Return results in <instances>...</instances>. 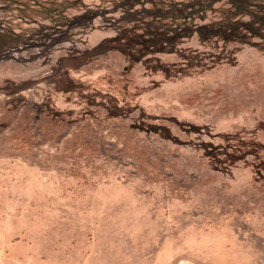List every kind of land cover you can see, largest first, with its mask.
Returning <instances> with one entry per match:
<instances>
[{
	"label": "rangeland",
	"instance_id": "374dc122",
	"mask_svg": "<svg viewBox=\"0 0 264 264\" xmlns=\"http://www.w3.org/2000/svg\"><path fill=\"white\" fill-rule=\"evenodd\" d=\"M0 264H264V0H0Z\"/></svg>",
	"mask_w": 264,
	"mask_h": 264
}]
</instances>
